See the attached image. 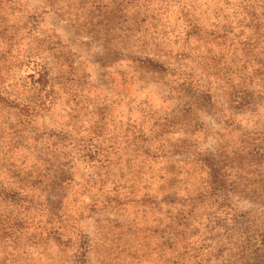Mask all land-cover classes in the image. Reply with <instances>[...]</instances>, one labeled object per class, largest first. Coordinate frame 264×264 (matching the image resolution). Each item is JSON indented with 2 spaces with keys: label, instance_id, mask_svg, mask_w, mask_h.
<instances>
[{
  "label": "rangeland",
  "instance_id": "374dc122",
  "mask_svg": "<svg viewBox=\"0 0 264 264\" xmlns=\"http://www.w3.org/2000/svg\"><path fill=\"white\" fill-rule=\"evenodd\" d=\"M92 1L0 0V73L9 68L7 92L19 102L31 101L35 96L29 86L27 68L31 66L23 59L36 54L42 64L52 68L61 50L84 78L75 93L56 86L53 103L47 111L35 114L24 131L57 134L78 129L77 139L87 141L88 130H93L97 121L96 110L101 109L106 114L103 129L114 132L112 136L118 139L128 135L125 131L131 125L153 134V140L144 145L150 154L133 156L125 150L126 145L118 153L110 151V167L101 171L103 184H85L87 180H98L95 172L100 169H87L78 154L70 170L65 166L52 170L43 178L45 184L35 185L49 188L40 197L42 202L48 200L54 206L63 196L61 202L70 217V243L41 236L32 228L31 234L39 235L41 241L26 243L17 251L0 245V264H83L80 251L84 248L85 264H197L199 260H204L203 264H264V250L240 262L238 252L228 245L236 236L222 227L205 231L207 252H199L202 255L192 261L180 262L174 249L165 245L166 227L179 208V204L164 202L166 184H175L176 188L180 184H201L206 174H188V168L183 167L186 154L157 152L182 141L192 144L196 152L208 154L224 147V152L238 154L234 171L239 173L245 153L241 149L252 137L264 134V0H174L168 6L162 0H138L134 4L140 13L145 9L155 11L154 17L142 25L149 32L146 39L158 38L155 42L161 44L159 54L185 50V61L161 59L165 66L189 77L193 88L189 91L182 86L187 91L180 93L176 87L181 84L171 74L150 73L134 62L154 56L118 32L114 35L118 38L115 57L106 59L103 31H98L104 24L102 6L112 0ZM33 27L51 45L43 43L36 50L39 44L34 41ZM14 31L19 42L7 44L6 36ZM51 78L57 79V75L51 73ZM195 86L213 92V107L197 100L191 108L185 107L193 102L190 97ZM230 92L241 96L242 106L231 102ZM18 120L17 110L0 108V125L5 124L1 136L10 135L7 129L17 126ZM8 142L0 140L8 170L45 175L39 145L31 139L19 144ZM257 170L239 176L243 180L239 184L252 185L248 186L250 191L233 194L230 203L237 214L264 225V172ZM0 182L11 189L20 188L3 170ZM183 188L175 192L177 198H183ZM254 188L257 193L253 195L250 192ZM0 212L14 209L2 204ZM219 212L220 208L214 212L215 220ZM35 216L44 224L43 215Z\"/></svg>",
  "mask_w": 264,
  "mask_h": 264
},
{
  "label": "trees",
  "instance_id": "16d2710c",
  "mask_svg": "<svg viewBox=\"0 0 264 264\" xmlns=\"http://www.w3.org/2000/svg\"><path fill=\"white\" fill-rule=\"evenodd\" d=\"M138 0H112L102 6V18L104 24L100 28L103 31L102 37L104 39V51L106 52V59L110 61L115 57V47L118 38H114L116 32L122 35L123 39L129 40L138 47H142L145 51L152 53L156 58L145 57L135 59L140 63V66L154 74H171L174 81L181 84L177 86V90L184 91L182 86L187 90L193 88L189 77L177 73L176 69H170L165 66L161 59H175V61L182 62L186 60L185 50L179 52L168 51L163 54L162 50L158 48L161 44L156 43L157 37L146 39L149 35L148 29L143 27L146 19L154 17V10L140 13L139 8L135 7ZM174 0H162L165 6H168ZM88 2V3H87ZM85 4H93L92 0H85ZM1 4V2H0ZM133 5V6H132ZM132 6V12L128 9ZM189 25L191 22L188 21ZM35 35L34 41L36 42V50L40 49L43 43L46 46L51 45L49 40H42L41 35L37 32V28H32ZM97 32V33H98ZM152 35H155L153 33ZM116 39V40H115ZM6 42L10 45H16L19 42L17 33L14 31L6 36ZM119 43V42H118ZM55 48V47H54ZM38 52V51H37ZM57 56L54 57V65L52 68L46 64H42L36 54H28L23 59L28 66V78L30 90L35 92V96L31 101L19 102L16 98H12L7 92L9 75L7 70H2L0 73V108H10L19 112V120L17 126L8 128V133H4V123L0 125V140H8L9 144L15 141L19 144L31 139L35 145L41 147L40 162L43 165V172L45 175H35L30 171L16 170L10 171L7 166L9 165L5 152L0 151V171L3 170L4 175H8L12 183L19 184L20 188L11 189L7 186H2L0 182V205L5 204L14 209V212H0V245L4 248H11L13 251L19 250L24 247V244L33 243L37 244L41 240L40 236H33L30 229L34 228L40 232V235L45 237H54L53 239L60 241L62 244H69L71 240V231L68 226V219L65 205L61 202L63 196H60V201L54 206L45 200L42 202L40 197L46 193L47 187L43 189L35 184H45L43 178L49 176L52 170H60L62 166L71 169L75 155L78 154L85 161L87 169L100 171L95 172L98 180H87L85 184H99L102 183L101 171L110 167V151L120 152L123 145H126L125 150L133 153V156L149 155L150 151L144 145L150 140H153V134H146L139 130L136 126H129V130L125 132L128 135L119 137V139L112 134L110 130L103 129V121H106V114L104 110L97 109L98 116L94 122L95 127L93 130H88V140L81 141L77 139L80 130L70 132L47 133L37 132L26 133L25 127L30 125L32 118L40 111H47L48 107L55 99V87H65L67 91L75 93L82 76L78 75L72 68V61L67 53L58 50ZM146 53V52H145ZM157 53V54H155ZM174 56L171 58L170 54ZM52 71V72H51ZM51 73L57 75V79L51 78ZM246 79V78H245ZM244 79V80H245ZM57 81V82H56ZM185 90V91H187ZM184 91V92H185ZM190 91V90H189ZM82 92V91H81ZM230 92L229 98L231 102L242 106V98L237 95V92ZM235 97L236 100H233ZM192 103H187V109L191 108L195 100L198 103L205 104L206 107H213V92L205 90L202 86H195L194 94L192 93ZM169 127V126H168ZM79 128V127H75ZM74 128V129H75ZM75 136V138H73ZM30 137V138H29ZM124 139L125 141H122ZM9 146V145H8ZM245 152L241 157L243 161L242 167L238 170L236 175L235 160L238 159L237 153L224 152V147H220L214 154L204 152H196L192 144L186 142H177L171 145L170 148L158 149L157 152L165 155L171 154H186L187 159L183 161V167L188 168L187 173L194 175L197 171L206 174L201 184H180L179 188L183 185V198H177V191H181L175 184H166V194L164 195V202L179 204L176 214L171 223L166 227L165 245L173 248L181 263L192 261L196 257L202 255L199 252H207L208 246H204L208 241L207 233L209 229H221L226 231L231 236H236V239L229 242L230 248H233L238 253L237 259L240 262H245L248 256L256 257L264 250V225H259L253 221H249L245 214H237L232 208L230 197L239 191H250L249 187L252 184H239L242 182V177L245 172L251 169H258L261 173L264 172V134L261 136L252 137L247 146L241 149ZM75 152V153H73ZM240 152V153H241ZM65 160L64 164L60 161ZM97 167V168H96ZM235 173V174H234ZM260 173V174H261ZM106 174V172H103ZM100 177V178H99ZM67 182L70 181L68 177L65 178ZM61 182V181H59ZM52 188V187H51ZM176 188V189H175ZM250 193L256 194V188ZM219 217L215 220L214 212L219 211ZM200 210V212H198ZM207 211H214L209 215ZM35 214L43 215L46 218L44 224L41 220H35ZM205 215L204 220L202 216ZM220 220V221H218ZM263 222V221H261ZM205 232V234H202ZM238 236V237H237ZM194 238V240H193ZM238 238V240H237ZM84 248L80 251V257L83 264L86 263ZM204 260H199L197 264H203ZM206 262V261H205ZM225 264V263H224Z\"/></svg>",
  "mask_w": 264,
  "mask_h": 264
}]
</instances>
